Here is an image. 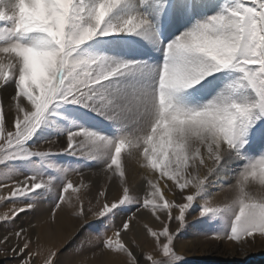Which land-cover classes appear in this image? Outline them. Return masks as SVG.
I'll list each match as a JSON object with an SVG mask.
<instances>
[{
  "label": "snow or ice",
  "instance_id": "6c2138e0",
  "mask_svg": "<svg viewBox=\"0 0 264 264\" xmlns=\"http://www.w3.org/2000/svg\"><path fill=\"white\" fill-rule=\"evenodd\" d=\"M181 24L187 26L165 43L161 27ZM136 38L153 42L162 60L127 56L140 47ZM9 90L7 105L0 96V163L36 157L43 167L17 170L23 179L8 197L17 207L0 222L37 209L38 197L58 186L52 215L62 205H82L80 188L61 175L64 165L49 159L69 156L95 161L105 174L98 190L105 202L95 208L90 201L88 211L105 222L100 250L114 264H179L184 256L175 242L194 205V219L228 226L214 234L217 241L264 237V0H0V92ZM69 105L111 131L57 126V135L40 143L62 141L55 153L29 143ZM130 161L143 169V183L130 174ZM216 180L228 195L213 206ZM109 188L120 193L116 202H108ZM141 209L161 229L144 225L147 248L125 238ZM86 214L81 206L77 215ZM33 236L19 226L0 236L2 245L15 241L0 251L16 264H75Z\"/></svg>",
  "mask_w": 264,
  "mask_h": 264
},
{
  "label": "rangeland",
  "instance_id": "374dc122",
  "mask_svg": "<svg viewBox=\"0 0 264 264\" xmlns=\"http://www.w3.org/2000/svg\"><path fill=\"white\" fill-rule=\"evenodd\" d=\"M222 2L223 0H221V3ZM215 11L216 9H212V12ZM212 12H209V14H212ZM186 26L187 24H181L175 29L171 27H162L160 30L161 37L165 38V43H167V40L171 39L173 35L178 34L179 31L183 30ZM136 39L140 47L128 51L126 53L127 56L132 58L151 56L156 62L162 60L161 53L157 51L154 52L153 42L141 40L139 38ZM10 91L11 90L0 92V96H2L5 105L8 103ZM58 111L62 114V118L54 121L52 126L42 128L37 135L33 137V140L29 141L30 144H38L37 147L40 150L47 151L50 149L54 153L58 152L64 146L62 141H58L51 145L40 143L57 135V126L59 128H65L71 126L73 123L82 124L85 127L96 128L105 132L111 131L107 124L83 109H78L69 105L66 108H60ZM256 151H258V149H256ZM49 159L55 163L64 165V171L61 175H67L68 178L74 182V185L77 188H80L82 205L77 204L75 210L67 205H62V208L56 209L55 214L52 215V205L59 195V186L56 190H47L45 195L38 197L40 200V206L37 209L21 212L14 223L4 224L0 222V236L6 233L10 234L19 226H23L30 233L35 232L36 236L39 238L40 230L38 224L42 219H48L49 223L52 225L56 216L63 215L68 217L71 227L64 231V241H58L57 238L52 241L55 245V249L60 253L61 260L72 259L75 261V264H108L106 261L108 257L116 260V258L110 256L107 251L100 250V240L105 234V222L93 214L95 209L93 212L88 211L90 201L95 208H99L100 205L105 202L102 197L98 196V190H103L106 186L105 174L103 173L101 166L95 161L88 162L76 160L74 157L69 156H55L50 157ZM36 161L37 158L33 157L31 160H16L10 162L7 166L0 163V214L9 212L11 209L17 207L16 203L8 199L15 180L23 179V176L18 175L17 170L25 175L33 171H38L43 167V162L37 164ZM128 169L129 171L134 169L137 175L136 183H143V169L135 161L129 162ZM157 174L159 175V173ZM59 182L58 178V183ZM169 183H171V181H169ZM4 184H7V186H3ZM81 184L89 185L91 190L87 187H81ZM219 184L220 181L216 180L213 181V184L209 187L208 198L212 200L213 206L219 205L228 195L227 192L219 190ZM161 185L163 186V180L161 181ZM33 195L35 196L36 194ZM118 195H120V193L109 188L107 193L108 202H116L115 197ZM143 195L144 193H141V199L143 198ZM169 198H171V194H169ZM29 199H31V197H29ZM20 206L27 208L26 204ZM81 206L87 213L83 217L77 215ZM199 210V206H193L191 215L187 217L188 227L180 234L179 241L175 242V246L179 250L178 254L184 256V260L180 261L179 264H230L235 261L232 257L231 250H240L241 245L245 244L228 241L226 239L217 241L214 234H222L228 231V226L219 218H213L211 220H208L207 218L202 220L194 219ZM121 220L122 215H118L115 218L116 227H119ZM131 224L132 231L129 232L125 238L137 239L138 242L144 243L146 248L149 246V243L144 241V225L147 224L149 227H155L156 230H161L159 228V221L155 220V216L144 209L135 213ZM175 227V222H170V228L174 230ZM112 230V227L109 226L106 230V234L111 235ZM36 236H33L34 240L36 239ZM257 238H260V240L264 239V237L259 236H257ZM14 242V239H10L9 244H0V248H10L11 244ZM39 243L41 245V242ZM214 246H219L220 250L218 253L213 252L214 250L212 248ZM51 248H54V246ZM43 250L46 251L47 249L43 248ZM250 261L251 262L248 264H255L259 261V258H252ZM0 264H16V261L11 252L5 253L0 251Z\"/></svg>",
  "mask_w": 264,
  "mask_h": 264
},
{
  "label": "bare ground",
  "instance_id": "6f19581e",
  "mask_svg": "<svg viewBox=\"0 0 264 264\" xmlns=\"http://www.w3.org/2000/svg\"><path fill=\"white\" fill-rule=\"evenodd\" d=\"M129 172L130 174L134 175L136 178L137 175L134 169ZM38 226L37 227L40 230L39 242H41V246H43L42 248L48 249L53 246L55 248V245L52 243L54 239L57 238L58 241H64L65 239L64 231L68 230L69 227H71V223L68 217L60 215V216H56L55 221L52 223V225L49 223L48 219L47 220L42 219L41 222L38 224ZM241 244H245V245H241L240 250L237 249L231 250L232 257L235 259V261L231 262L230 264H248L251 262L250 260L252 258H256V257L259 258V261L255 264H264V239L260 240V238H256L254 242L251 243L241 242ZM212 249L214 250L213 251L214 253H218V251L220 250L219 246H214ZM106 261L108 264H114L115 262V260L110 257H108Z\"/></svg>",
  "mask_w": 264,
  "mask_h": 264
}]
</instances>
